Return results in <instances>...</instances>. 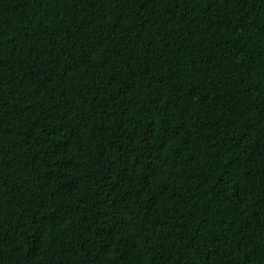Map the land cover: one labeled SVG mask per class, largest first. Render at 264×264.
<instances>
[{
    "label": "trees",
    "instance_id": "16d2710c",
    "mask_svg": "<svg viewBox=\"0 0 264 264\" xmlns=\"http://www.w3.org/2000/svg\"><path fill=\"white\" fill-rule=\"evenodd\" d=\"M0 264H264V0H0Z\"/></svg>",
    "mask_w": 264,
    "mask_h": 264
}]
</instances>
